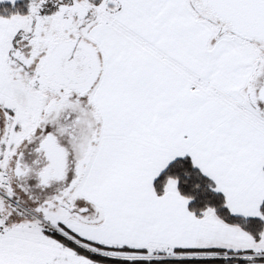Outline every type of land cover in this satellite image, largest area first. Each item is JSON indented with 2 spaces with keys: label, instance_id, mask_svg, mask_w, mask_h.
<instances>
[{
  "label": "snow or ice",
  "instance_id": "snow-or-ice-1",
  "mask_svg": "<svg viewBox=\"0 0 264 264\" xmlns=\"http://www.w3.org/2000/svg\"><path fill=\"white\" fill-rule=\"evenodd\" d=\"M0 264H264V0H0Z\"/></svg>",
  "mask_w": 264,
  "mask_h": 264
}]
</instances>
